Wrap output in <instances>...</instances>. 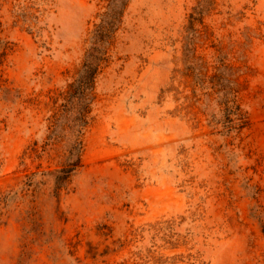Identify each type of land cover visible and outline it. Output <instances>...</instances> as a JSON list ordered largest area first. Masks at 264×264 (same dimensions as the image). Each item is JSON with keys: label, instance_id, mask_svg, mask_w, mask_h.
<instances>
[{"label": "rangeland", "instance_id": "1", "mask_svg": "<svg viewBox=\"0 0 264 264\" xmlns=\"http://www.w3.org/2000/svg\"><path fill=\"white\" fill-rule=\"evenodd\" d=\"M124 3L57 191L112 0H0V264H264V0Z\"/></svg>", "mask_w": 264, "mask_h": 264}, {"label": "trees", "instance_id": "2", "mask_svg": "<svg viewBox=\"0 0 264 264\" xmlns=\"http://www.w3.org/2000/svg\"><path fill=\"white\" fill-rule=\"evenodd\" d=\"M125 7L124 0H112V5L109 6L108 12L93 33L91 44L81 69L71 85L61 118L65 119L68 124L66 126L68 131L66 141L67 155L64 165L60 169L49 173L54 179V188L57 191L64 187L66 182L70 180L80 167L81 137L83 130L87 126V115L92 102L94 83L102 64L105 62L108 46L121 22ZM239 119L243 120L242 118ZM243 123L244 121H241L240 128L244 127ZM62 126L64 125L62 124L60 128L64 130ZM52 136H56L55 131L52 132Z\"/></svg>", "mask_w": 264, "mask_h": 264}]
</instances>
